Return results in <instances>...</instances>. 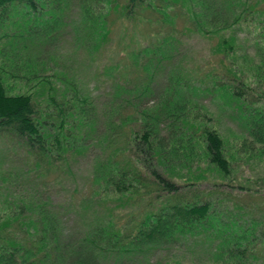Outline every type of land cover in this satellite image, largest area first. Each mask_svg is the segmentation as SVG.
<instances>
[{"label":"trees","instance_id":"obj_1","mask_svg":"<svg viewBox=\"0 0 264 264\" xmlns=\"http://www.w3.org/2000/svg\"><path fill=\"white\" fill-rule=\"evenodd\" d=\"M49 1V39L34 44L4 26L8 11L24 2L35 10V0H0V136L12 145L0 152V264H171L153 256L171 250L189 264H264V172L239 174L264 166V59L246 75L222 38L218 72L182 75L172 65L175 37L157 31L159 46L119 35L113 60L110 15L123 29L145 9L172 24L166 0ZM66 40L91 63L101 94L66 64ZM22 79L34 81L8 91V80ZM201 95L222 106L210 109ZM222 114L238 129L223 128ZM18 148L20 169L2 170ZM86 152V183L61 212L36 177L60 164L68 171L74 153Z\"/></svg>","mask_w":264,"mask_h":264},{"label":"rangeland","instance_id":"obj_2","mask_svg":"<svg viewBox=\"0 0 264 264\" xmlns=\"http://www.w3.org/2000/svg\"><path fill=\"white\" fill-rule=\"evenodd\" d=\"M53 4L54 2L49 0H35V10H33L30 3H21L17 10H10L6 13L7 25L4 26V32L9 33L11 36H17V39L27 37L34 44H42L43 40L49 39V5ZM161 7L167 15L174 14L172 24L160 22L157 19L159 16L155 12L145 9L139 13L141 17L143 16L141 23L133 25L132 20L125 21V29H123L122 26L118 25V18L114 17L116 15H110L109 18L113 20L112 44L117 51L116 56H113V60L121 54V52L119 54V49H116V45L119 44V35L124 33L125 41L129 42L131 37L133 42L140 47L147 45L148 40L153 38L156 45L159 46L162 38L157 39L159 37L153 35V32L158 31L161 35L171 34L175 37L176 42H173V48H171L175 56L172 65L182 75L203 77L204 72L207 70L218 72L217 69L220 67L218 59L223 56L221 52L213 50L216 42L222 38L226 40L227 44L235 45V52L238 56L236 62H239L238 66L242 67L241 69L246 75L252 73L255 66L261 65L264 59V0H166L165 4H161ZM78 8L77 5H71V13L78 11ZM196 13L198 14L196 15ZM234 16H239V19L237 17L233 21ZM219 19L233 22L223 25L219 24ZM187 26L190 27V30L186 28ZM15 36L13 37L15 38ZM65 37L68 39L69 36ZM12 42L15 43L14 40ZM69 44V40L59 43L61 45L59 50H61L62 57L67 61L66 64L70 65L71 71L76 74L81 86L85 88L86 84L93 85L95 80L92 75L91 63L87 61L83 53L73 52ZM160 47L162 48L163 45ZM242 57L244 58L241 59ZM224 59L223 63L228 64V58L225 57ZM177 72L175 71V73ZM155 75L157 82L163 81L165 78L162 71L159 70H156ZM261 80H264V78H261ZM33 81L27 83L22 79L12 83L8 80V91L23 92L27 88L25 85ZM94 86L96 87L93 88V94H101L102 85L96 83ZM200 98L203 103L214 111L222 106L220 102L210 100L207 95H201ZM230 116L222 114L221 126L229 130L238 129L239 123ZM11 146L4 136H0V152L4 149L11 150ZM18 150L19 148L4 162L1 167L2 170L18 171L20 169L23 153ZM8 152L11 154V151L8 150ZM74 155L75 157L70 159L68 171H66L63 164H60L59 167L49 171L45 177H36L37 181L41 182L40 185L50 194L51 201L62 209L61 212H64L74 202L72 187L74 185L79 188L84 187L86 176L90 170V152L74 153ZM263 167L259 165L250 172L244 167L239 170L240 177L245 175L254 177L255 174L260 176L264 172ZM71 217H65V220H67L66 226L68 227L76 226L75 220ZM165 255L171 259V264H189L187 257H181L172 250L170 254L166 252L164 254L155 253L153 256L154 258H160Z\"/></svg>","mask_w":264,"mask_h":264}]
</instances>
